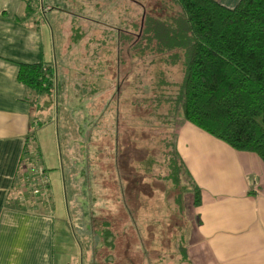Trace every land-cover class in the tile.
I'll return each mask as SVG.
<instances>
[{"label": "rangeland", "instance_id": "374dc122", "mask_svg": "<svg viewBox=\"0 0 264 264\" xmlns=\"http://www.w3.org/2000/svg\"><path fill=\"white\" fill-rule=\"evenodd\" d=\"M113 1L116 8L107 13L105 5ZM139 1L147 11L150 6L162 12L166 4ZM69 4L79 12V36L73 38L76 44L66 39L67 46L62 47V34L54 28L55 88L38 96L36 119L44 124L31 129L34 162L25 160L29 168L24 162L20 172L44 167L38 137L52 194H46L45 175V186L39 183L35 200L54 208L57 247L74 263L92 264L95 259L98 264H119L125 259L126 264H188L179 257V246L195 227L193 220L189 222L193 184L183 168L177 172L178 183L170 178L176 132L174 122L165 116L171 105L163 99L182 83V50L163 46L173 39L164 35L160 39L152 27L147 49L142 46L133 54L137 50L129 45L130 39L141 31V8L135 0ZM174 12L168 6L163 14ZM113 29L122 37H112ZM115 65L123 70L113 71ZM52 159H57V170L48 165ZM23 184L22 180L20 194L32 199L31 186ZM94 218L109 222L112 245L97 236Z\"/></svg>", "mask_w": 264, "mask_h": 264}, {"label": "crops", "instance_id": "0c3cea01", "mask_svg": "<svg viewBox=\"0 0 264 264\" xmlns=\"http://www.w3.org/2000/svg\"><path fill=\"white\" fill-rule=\"evenodd\" d=\"M69 1L0 0V264H77L57 247L54 208L43 207L46 203L37 196L35 200V194L32 199L20 194L22 174L29 168L27 137L35 129L37 109L17 78L19 63L52 61L55 26L62 34L60 45L67 46L70 25L78 17ZM218 1L234 6L239 0ZM174 115L176 148L189 179L201 188V202L193 201L189 217L195 227L183 240L185 259L179 257L188 264H264V162L256 153L235 149ZM37 144L50 196L38 137ZM48 165L57 170V159Z\"/></svg>", "mask_w": 264, "mask_h": 264}, {"label": "trees", "instance_id": "16d2710c", "mask_svg": "<svg viewBox=\"0 0 264 264\" xmlns=\"http://www.w3.org/2000/svg\"><path fill=\"white\" fill-rule=\"evenodd\" d=\"M135 3L141 8V31L130 39L129 45L137 50L133 54L142 51V46L147 49L150 43L148 31L154 27L153 32L160 39L163 35L165 39H173V42H164L163 46L180 48L184 56L182 83L174 94L163 96L164 102L171 105L165 113L166 118L174 122L176 128V120L171 119L175 116L174 112L182 117L181 121L193 123L235 149L254 152L264 162V0H239L234 6L224 5L218 0H161L162 4L166 3L160 8L162 12H156L150 6L147 11L146 5L139 0ZM168 6L175 12L164 16ZM105 7L110 13L116 5L113 1ZM73 12L78 17L70 25L69 39L76 44L73 38L78 39L79 36V12ZM157 18L163 22H156ZM155 22L159 26L158 31ZM113 32L112 37H122L120 30L113 29ZM143 41L145 44H142ZM172 55L177 58V54ZM128 76L131 77V73ZM17 78L27 86L29 101L34 108L38 96L49 95L55 88L54 62H20ZM43 123L36 121V126L40 127ZM32 133L33 130H30L29 136ZM28 143L25 160L33 162L30 140ZM36 147L38 151V144ZM173 148L170 178L178 183V170L183 168L188 175L189 171L175 143ZM190 182L193 184L194 204L198 205L201 188ZM36 185L31 186V195ZM93 220V224L102 227L99 229L96 225L97 236L112 245L109 222L99 221L98 218ZM179 249L184 257V244ZM97 261L93 259L92 264H98ZM126 261L121 259L117 262L126 264Z\"/></svg>", "mask_w": 264, "mask_h": 264}, {"label": "built area", "instance_id": "2783aa9c", "mask_svg": "<svg viewBox=\"0 0 264 264\" xmlns=\"http://www.w3.org/2000/svg\"><path fill=\"white\" fill-rule=\"evenodd\" d=\"M45 169L44 167L41 166H34V170L33 171H29L25 174L24 178H23V186L25 185H36L37 182L42 183L40 186L44 188L45 186ZM41 188L38 187L37 185L33 187V193L35 194L36 192H40Z\"/></svg>", "mask_w": 264, "mask_h": 264}]
</instances>
